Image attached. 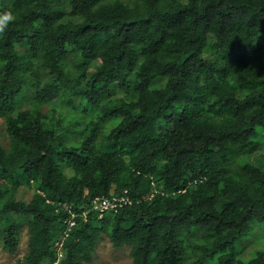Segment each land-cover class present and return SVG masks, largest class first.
Listing matches in <instances>:
<instances>
[{
    "label": "trees",
    "instance_id": "1",
    "mask_svg": "<svg viewBox=\"0 0 264 264\" xmlns=\"http://www.w3.org/2000/svg\"><path fill=\"white\" fill-rule=\"evenodd\" d=\"M5 11L3 251L26 219L22 264H88L105 234L129 264H264V241L244 256L264 231V167L245 158L264 155V0H0ZM114 196L131 204L90 210Z\"/></svg>",
    "mask_w": 264,
    "mask_h": 264
},
{
    "label": "rangeland",
    "instance_id": "2",
    "mask_svg": "<svg viewBox=\"0 0 264 264\" xmlns=\"http://www.w3.org/2000/svg\"><path fill=\"white\" fill-rule=\"evenodd\" d=\"M98 65V62L95 61L92 66L89 67L88 71L94 73L95 67ZM50 81V75L48 71H42L41 83L42 85L47 84ZM125 99L124 93L117 91L114 96L111 98L110 106H118L120 102ZM49 111L48 106H43V113ZM59 113L61 116H67L73 118L80 125L84 126L87 123L86 114L79 111L76 108H63L59 107ZM74 142L75 139H72L71 142ZM0 143L7 146L8 136L6 134L4 121L0 118ZM248 164L264 167V155L261 152H254L245 155ZM34 195V190L28 187L20 186L16 193V199L29 202ZM19 222L23 225V230L21 232V240L17 251L14 254H8L1 248L0 245V264H22L21 260L24 255L27 253V229H26V219H21ZM264 231H257V238L254 241H251L247 244L244 256L250 257L252 253L256 250H261L262 242L264 241ZM131 262L130 257V248L124 246L120 249H114L111 246L108 236L103 235L102 239L99 241V244L96 248V252L93 255V260L88 264H129Z\"/></svg>",
    "mask_w": 264,
    "mask_h": 264
},
{
    "label": "built area",
    "instance_id": "3",
    "mask_svg": "<svg viewBox=\"0 0 264 264\" xmlns=\"http://www.w3.org/2000/svg\"><path fill=\"white\" fill-rule=\"evenodd\" d=\"M131 204L130 200L128 197H117L114 196L112 198H96L91 202L90 205V210L95 211V212H117L120 208ZM87 214L83 212L82 217L86 218ZM75 214L71 213L70 217H68L64 223H65V228H64V237L63 239L57 244V253H58V258L62 257V248L64 245V240L68 237L69 232L71 229L75 226V220H74Z\"/></svg>",
    "mask_w": 264,
    "mask_h": 264
},
{
    "label": "clouds",
    "instance_id": "4",
    "mask_svg": "<svg viewBox=\"0 0 264 264\" xmlns=\"http://www.w3.org/2000/svg\"><path fill=\"white\" fill-rule=\"evenodd\" d=\"M14 19L13 13L11 11H5L0 13V34L5 33L7 26Z\"/></svg>",
    "mask_w": 264,
    "mask_h": 264
}]
</instances>
